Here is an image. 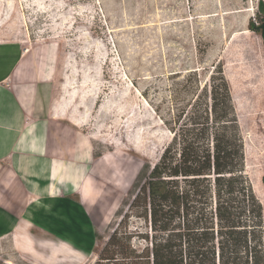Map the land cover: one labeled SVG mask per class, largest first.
<instances>
[{"label": "rangeland", "instance_id": "obj_1", "mask_svg": "<svg viewBox=\"0 0 264 264\" xmlns=\"http://www.w3.org/2000/svg\"><path fill=\"white\" fill-rule=\"evenodd\" d=\"M260 2L0 0V49L57 47L55 96L70 81L66 89L82 97L77 112L88 113L83 129L93 139L94 174L110 198L99 204L101 225L89 251L37 246L27 253L6 236L0 264H93L129 214L127 191L142 164L153 163L170 139L155 107L167 113L170 95L187 97L182 75L190 69L201 83L215 65L223 69L243 137L244 170L264 215V49L247 27ZM124 218L122 228L142 227L139 219Z\"/></svg>", "mask_w": 264, "mask_h": 264}, {"label": "trees", "instance_id": "obj_2", "mask_svg": "<svg viewBox=\"0 0 264 264\" xmlns=\"http://www.w3.org/2000/svg\"><path fill=\"white\" fill-rule=\"evenodd\" d=\"M247 27L264 49V2ZM182 76L187 97L170 95L167 113L155 107L170 139L142 164L127 191L129 214L93 264H264L263 207L244 170L229 81L218 65L202 83L197 69ZM124 217L142 227L122 228Z\"/></svg>", "mask_w": 264, "mask_h": 264}, {"label": "crops", "instance_id": "obj_3", "mask_svg": "<svg viewBox=\"0 0 264 264\" xmlns=\"http://www.w3.org/2000/svg\"><path fill=\"white\" fill-rule=\"evenodd\" d=\"M57 50L50 43L0 49V239L11 236L27 253L89 251L99 204L110 200L94 174L88 113L77 112L82 97L66 89L70 81L55 96Z\"/></svg>", "mask_w": 264, "mask_h": 264}, {"label": "bare ground", "instance_id": "obj_4", "mask_svg": "<svg viewBox=\"0 0 264 264\" xmlns=\"http://www.w3.org/2000/svg\"><path fill=\"white\" fill-rule=\"evenodd\" d=\"M244 149H245V148H244ZM260 181H261V180H260ZM251 186H252L253 192L255 193V195H257L258 191H257L256 183H255L254 180H253V182L251 183Z\"/></svg>", "mask_w": 264, "mask_h": 264}]
</instances>
